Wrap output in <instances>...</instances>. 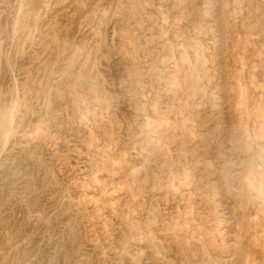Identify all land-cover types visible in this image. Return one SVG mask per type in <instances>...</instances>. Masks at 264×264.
Returning <instances> with one entry per match:
<instances>
[{"label":"rangeland","instance_id":"374dc122","mask_svg":"<svg viewBox=\"0 0 264 264\" xmlns=\"http://www.w3.org/2000/svg\"><path fill=\"white\" fill-rule=\"evenodd\" d=\"M0 264H264V0H0Z\"/></svg>","mask_w":264,"mask_h":264}]
</instances>
